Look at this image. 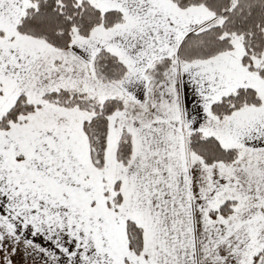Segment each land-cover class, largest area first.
Listing matches in <instances>:
<instances>
[{
  "label": "snow or ice",
  "instance_id": "6c2138e0",
  "mask_svg": "<svg viewBox=\"0 0 264 264\" xmlns=\"http://www.w3.org/2000/svg\"><path fill=\"white\" fill-rule=\"evenodd\" d=\"M0 264H264V0H0Z\"/></svg>",
  "mask_w": 264,
  "mask_h": 264
}]
</instances>
